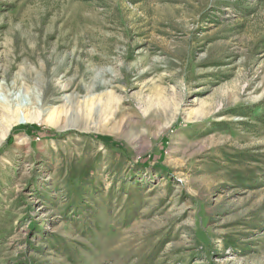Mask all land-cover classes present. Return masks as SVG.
Returning <instances> with one entry per match:
<instances>
[{"label":"rangeland","instance_id":"obj_1","mask_svg":"<svg viewBox=\"0 0 264 264\" xmlns=\"http://www.w3.org/2000/svg\"><path fill=\"white\" fill-rule=\"evenodd\" d=\"M0 86V264H264V0H0Z\"/></svg>","mask_w":264,"mask_h":264},{"label":"trees","instance_id":"obj_2","mask_svg":"<svg viewBox=\"0 0 264 264\" xmlns=\"http://www.w3.org/2000/svg\"><path fill=\"white\" fill-rule=\"evenodd\" d=\"M239 114L247 117L252 116L259 124H261L264 127V99L252 105L248 110L240 112ZM100 139L101 141L108 142L104 138H100Z\"/></svg>","mask_w":264,"mask_h":264},{"label":"bare ground","instance_id":"obj_3","mask_svg":"<svg viewBox=\"0 0 264 264\" xmlns=\"http://www.w3.org/2000/svg\"><path fill=\"white\" fill-rule=\"evenodd\" d=\"M12 100H8V95L4 94L1 90V86H0V105L4 104L5 106L7 105V109L4 111L3 110V114H2V117H4L5 119H7L9 117V114L10 113H13L14 111L11 110V106H12ZM11 103V104H10ZM28 107V106H27ZM27 109V108H25ZM15 112H16V109H15ZM10 122L12 121V118L9 119ZM22 119L20 118L19 119V123H22V122H28V116L25 115L23 116V121H21ZM8 123V122H7ZM9 126V125H8ZM7 127V126H5Z\"/></svg>","mask_w":264,"mask_h":264}]
</instances>
